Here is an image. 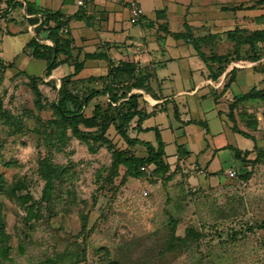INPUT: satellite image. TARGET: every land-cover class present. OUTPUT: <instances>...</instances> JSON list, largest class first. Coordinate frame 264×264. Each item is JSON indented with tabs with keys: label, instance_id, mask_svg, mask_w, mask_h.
Returning a JSON list of instances; mask_svg holds the SVG:
<instances>
[{
	"label": "rangeland",
	"instance_id": "1",
	"mask_svg": "<svg viewBox=\"0 0 264 264\" xmlns=\"http://www.w3.org/2000/svg\"><path fill=\"white\" fill-rule=\"evenodd\" d=\"M144 1L148 11L154 2ZM157 3L170 12L173 5L186 6L190 0ZM181 6L176 7L177 14H182ZM256 6L261 14L258 23L255 29L244 30L243 37L264 30V3ZM176 21V16L170 20L173 28ZM222 35L209 38L213 47L203 50L208 58L214 54L232 57L236 48L226 33ZM28 38L29 33H21L0 39V264H264V43L243 46L239 53L242 58L257 57L252 63L244 59L241 65L252 64L259 73L238 71L231 90V79L219 82L220 86L218 76L212 78L218 83L214 91L227 92L226 102L233 103L231 125L253 134V139L231 131L225 108L218 117V112L207 109L209 101L199 106V93L196 99L183 96L177 102L190 106L184 119L207 123L171 124L182 127L181 132L174 129L177 137L172 142L167 127L172 119L163 112L144 120L147 130H136V118L119 124L114 117L102 140L72 135L56 109L61 78L67 71L63 76L53 75L55 70L45 76L46 62L31 58L24 46ZM185 59L184 64L168 65L180 72L168 82L165 93L188 88L184 65L195 67L200 60ZM100 78L74 81L68 89L83 100L104 85ZM192 78L194 84L196 75ZM253 88L243 102L235 97ZM123 101L112 107L123 106L115 114L124 117ZM106 102L107 97L96 99L83 112L90 116L95 104L106 108ZM155 128L161 133L168 161L184 148L199 155L211 136L213 144L222 147L218 155L224 168L231 164L233 149L253 146V151L232 168L238 172L235 179L226 177L227 170L211 178L198 174V169L184 173L178 166L163 176L155 172L133 178L127 172L128 161L145 157L146 147L131 146L128 139L135 135L156 146ZM16 188L27 202H19L9 191Z\"/></svg>",
	"mask_w": 264,
	"mask_h": 264
},
{
	"label": "crops",
	"instance_id": "2",
	"mask_svg": "<svg viewBox=\"0 0 264 264\" xmlns=\"http://www.w3.org/2000/svg\"><path fill=\"white\" fill-rule=\"evenodd\" d=\"M78 1L15 0L14 4H17L15 6L0 3V12H2L0 18V39L4 35L13 36L29 33L30 38L25 41L24 46L32 39L52 46V42L46 39V32H40L36 35L35 28H37L39 22L31 23L30 19H40L42 11L50 13L60 12L65 17H71L66 37L71 43L73 59L77 58V62L83 64L81 71L72 77L71 80L80 81L104 77L108 73L110 64L115 66L122 63L133 65L135 76L147 79L145 86H148L147 90H130L132 94L140 95L139 109L143 108L146 114H150L147 118L157 112H163L168 119H172L167 126L172 136V142H175V136L177 137L174 129L181 132L180 128H182L181 126L173 127L174 123L188 125L207 123L203 120L184 119L191 110L188 102L182 104L183 106L177 102L179 98L183 96L195 98L201 93L198 97L199 99L195 98L198 105L201 106V104L209 101L207 109L211 110V112H218V117L223 113L220 109L225 108L226 112L223 115L226 118L228 105L230 104L225 100L227 92L214 91V89H218L216 85L219 82L224 83L228 73L233 69H236L234 76L241 70L257 72L252 69V64L246 67L241 65L244 63L243 61H237L231 63L232 66L230 68L227 66L224 68V71L218 76L219 81L216 84L211 77V71H214L213 66L211 65L212 67H210V64L200 57L191 41L174 38L173 34L184 33L187 25L190 33L195 38L207 37L206 40L198 43L200 52L204 53V48L209 47L210 49L213 47L208 41L213 36L223 37L222 34L235 28L255 29L253 25L258 23L261 15L260 10L256 6L260 0H231V2H228V0H190V3L186 6L173 5L170 12L166 9L167 6H163L165 7L163 9L162 7L159 8L158 0H150L154 4L152 3V7L148 11L144 6V0H82V6L77 4ZM131 1H135L143 12L142 16L135 22H131L128 10V3ZM178 6L183 7V12L185 11L184 18L182 16L183 12L182 14L176 13V7ZM238 6L241 7L239 8ZM211 15H214L215 19H212ZM173 16L177 17L176 27L174 28L170 25V20ZM183 50H185L184 53L179 52ZM186 57L198 58L203 64H200V61H195V67H190V64L189 66L184 65V71L189 80L188 88L175 90L172 88L168 91L169 93H165L164 89L170 88L168 82H172L173 77L177 72H180L179 68L172 69L168 65L174 61L184 64ZM63 65H67L68 69L60 70L56 68L53 75H56V77L58 75L63 76L65 75L64 71H67L66 76L73 73L71 64ZM194 74L196 75V81L193 84L192 75ZM235 82L236 77L231 86ZM100 88L101 86L94 89ZM247 92L244 91L243 94ZM183 107L184 110H182ZM181 117L184 120H181ZM144 120L140 125L141 130H136L142 131L146 129L142 125ZM227 122L230 124L231 129V123L228 120ZM155 129L159 130L158 128ZM207 133L208 131L205 132V139L207 138ZM133 138L138 139L135 135ZM252 147L250 149H242L240 152L252 151ZM220 148L222 147L213 144L211 136L207 139V145L198 151L199 155L195 156L190 149L184 148L183 152L177 150L170 161L164 155V160L170 165L173 164V167L170 166L173 171L178 166V159H181L185 160L188 167L194 165L199 170L198 174L212 175L211 178H217V175L223 170L232 169L238 165L233 152L230 151L232 159L229 162L231 164L229 167L224 168L218 155L221 152L219 151Z\"/></svg>",
	"mask_w": 264,
	"mask_h": 264
},
{
	"label": "trees",
	"instance_id": "3",
	"mask_svg": "<svg viewBox=\"0 0 264 264\" xmlns=\"http://www.w3.org/2000/svg\"><path fill=\"white\" fill-rule=\"evenodd\" d=\"M15 0H0V3H5L6 5H17L14 4ZM264 0H260L257 2L258 5L263 4ZM21 6V5H20ZM71 17H65L60 12L50 13L47 11H42L39 18L30 19L31 23L39 22L37 28H35L36 35L40 32H46V39L52 42V46L47 45L45 43H39L36 39L30 40L25 48L30 50V56L33 59L45 61L47 65V69L44 72L45 76H50L52 72L63 64H71L73 67V73L69 76H65L61 78L62 85L60 91V99L57 103L56 109L59 115L62 117L68 128L70 129L72 135L77 137L89 136L95 140H102L103 133H105L109 125H113V121L115 119L118 120L120 124L122 121L125 123H129L131 120L136 118V129L141 130L140 125L144 119H146L149 115L146 114L142 109H139L140 95L138 94H130L127 95V92L131 89H143L147 90L148 86H145V82L147 79L140 76H135L134 66L128 63H122L118 66L110 64L108 69V73L106 76L101 77L103 82V86L100 89L91 90V92L83 97V100H80L78 96L70 93L68 86L74 84V81L71 80L72 77L77 75L83 68V64L77 62V58L73 59L72 56V48L70 40L66 37L68 35V23ZM66 30V34H60V31ZM246 29L243 28H235L233 30L227 31L226 36L228 40L234 45L236 48L232 57H228L226 55H213L208 58L202 52H200L199 42H203L207 37L204 38H195L188 26H185L184 33L173 34L174 38H182L185 41H191L195 50L198 52L200 57L208 62L210 67L215 66V71L212 72L213 77L220 76V74L224 71V68L231 63H235L237 61H243L244 59L253 62L258 60L257 57L252 58H242L240 57V51L243 46H248L249 48H253L255 42L264 43V30H254L250 34V36H244L242 34L247 33L244 31ZM61 35V36H60ZM249 38V42H247ZM1 65V63H0ZM12 64H10L11 66ZM212 65V66H211ZM258 71V68H255ZM236 69L231 70L227 78L230 81V86L234 82V72ZM259 72V71H258ZM125 75V78H121V75ZM30 78H38L30 76ZM89 82L91 80H95L94 78L88 79ZM228 80V81H229ZM87 82V81H86ZM93 82V81H92ZM227 85V84H225ZM34 91L36 94L37 87L34 85ZM254 89L249 90L245 95L235 96L240 99L239 102H243L248 98V95H251L254 92ZM120 93V94H119ZM107 97L108 102H106V108H103L100 104H95L94 109L91 112L90 116L84 114V108L88 107L94 100L99 98ZM244 97V98H243ZM120 99H124L122 102L125 106H127V110L125 112V116L115 114L116 109H120L121 105L112 107L113 104H116ZM233 103L228 105V110L226 114L227 120L232 124V110ZM68 106L70 108H68ZM114 115V116H113ZM115 117V119H114ZM82 128V129H81ZM119 128V127H117ZM96 129L94 133L85 132L83 130H92ZM148 128L144 129L147 130ZM231 129L234 133L241 135L247 139L252 140L253 134H247L240 130H237L234 125H231ZM156 135V146H152L148 142L140 141L136 138L128 139V142L131 146H144L146 147V156L133 159L131 158L127 164V172L133 178H139L145 173L140 171V167L144 165L153 164L157 168V174L163 176L164 174L170 172V166L164 161V143L161 140V136L159 131L155 129ZM253 151V150H252ZM252 151H244L240 152L239 150L233 149V154L235 159L239 162H243L246 160ZM224 171V170H223ZM222 171V172H223ZM238 176V172L236 171V177ZM14 196H16L17 200L21 203H25L28 201L27 196L17 195L18 189H9ZM2 226V225H1Z\"/></svg>",
	"mask_w": 264,
	"mask_h": 264
},
{
	"label": "built area",
	"instance_id": "4",
	"mask_svg": "<svg viewBox=\"0 0 264 264\" xmlns=\"http://www.w3.org/2000/svg\"><path fill=\"white\" fill-rule=\"evenodd\" d=\"M77 4L79 6H82L83 5L82 0H79L77 2ZM128 10H129V15H130L131 22H135L143 14L142 9L139 7V5L135 1H131V2L128 3ZM60 34H66V30L60 31ZM178 167L184 173H187V172H190V171H194V170L197 169L194 165H190L188 167L186 162H185V160H181V159H178ZM140 171L145 173L148 177H150L152 174H154L157 171V168L153 164L144 165V166L140 167ZM225 175L229 179H235L236 178V171L233 170V169H228L225 172ZM142 194L144 196H146L147 192L143 191Z\"/></svg>",
	"mask_w": 264,
	"mask_h": 264
}]
</instances>
